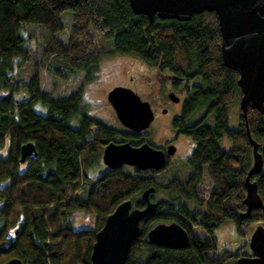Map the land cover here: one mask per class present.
I'll use <instances>...</instances> for the list:
<instances>
[{"label":"trees","instance_id":"16d2710c","mask_svg":"<svg viewBox=\"0 0 264 264\" xmlns=\"http://www.w3.org/2000/svg\"><path fill=\"white\" fill-rule=\"evenodd\" d=\"M65 12L72 20L66 43L56 36L63 32ZM25 25L46 32L40 66L60 79L78 71L92 72L103 53L134 56L189 82L190 101L173 125L192 141L185 162L190 175L166 184L155 179L156 172L128 166L89 175L88 164L105 145L121 142L119 137L132 145L149 143L150 134L118 131L83 113L80 91L58 98L45 94L40 90L38 64L32 65L29 80H15L16 72L29 62ZM94 34L112 40V50L96 49ZM237 79L235 71L222 65L213 12L194 14L185 22L157 17L150 22L133 14L128 0H0V149L8 141L6 155L0 156V264L12 258L24 264H90L95 234L105 218L126 200L143 208L140 194L149 187L168 198L155 202L150 195L156 207L139 223L125 264H236L247 256L243 245L234 252L220 249L214 235L231 220L243 240L251 223L264 222L263 210L239 218L245 211L243 181L252 153L243 120L239 117L236 129L229 127V108L241 96ZM36 103L46 107L45 114L33 110ZM200 109H204L201 119L191 121ZM75 115L78 123L73 127ZM247 124L263 163L250 180L264 202V114L248 108ZM223 137L230 144L226 149L220 146ZM28 142L36 155L21 163L20 148ZM203 176L212 187L207 201L197 196ZM179 200L203 211L189 212ZM74 211L92 216V225L72 227L69 216ZM172 222L189 234L188 247L174 250L147 240L154 225ZM190 225L201 228L204 236H195ZM211 252L220 255L212 257Z\"/></svg>","mask_w":264,"mask_h":264},{"label":"water","instance_id":"95a60500","mask_svg":"<svg viewBox=\"0 0 264 264\" xmlns=\"http://www.w3.org/2000/svg\"><path fill=\"white\" fill-rule=\"evenodd\" d=\"M133 14L143 15L151 22L158 19L188 21L192 15L213 12L220 33V59L222 65L238 74L236 81L240 90V118L244 122L246 138L251 146L252 165L247 172L243 187L245 211L241 220L248 219L252 210H263L264 202L257 194V187L250 177L262 169L259 144L251 137L247 124L248 108L264 114V0H128ZM106 100L119 123L132 133H142L153 121L150 104L143 101L131 89L113 87L107 92ZM172 154L173 149L169 148ZM36 150L28 142L20 148V162L35 156ZM101 159L111 170L128 166L139 171L155 172L165 167L162 151L150 143L132 145L129 142H110L104 146ZM152 187L140 194L143 208H134L126 200L115 207L95 234L91 247L90 264H125L128 250L138 235L139 223L155 209L150 195ZM147 240L169 249H183L189 245V234L177 223H158L146 234ZM248 248L251 256H241L236 264H264V226L257 225L252 231ZM3 264H24L12 258Z\"/></svg>","mask_w":264,"mask_h":264},{"label":"rangeland","instance_id":"374dc122","mask_svg":"<svg viewBox=\"0 0 264 264\" xmlns=\"http://www.w3.org/2000/svg\"><path fill=\"white\" fill-rule=\"evenodd\" d=\"M63 22V32L58 33L56 36L64 43H66L70 28L72 26L71 14L65 12L62 18ZM26 35L28 37L27 49L29 62L23 64V66L16 72L15 80L17 81H27L32 75V65L38 64L39 71V83L40 90L45 94L58 98L69 95L71 93L80 91L81 99L79 107L83 113L97 119L106 126L121 131L125 128L117 120L114 111L108 104L106 100V95L109 90L113 87H125L131 89L135 94H137L141 100L149 101V98L155 94V85L157 83L156 74L154 70L149 69L142 60L130 56L121 54H101L98 62L93 66L92 72L78 71L73 76L68 79H60L53 75L48 74L41 66L40 60L42 56V45L46 40V32L39 26L25 25ZM95 35L96 38V49L100 51H111L113 47V42L110 39H105L102 35ZM143 70L145 77L143 82L137 80L129 81L128 78L136 77L138 70ZM164 79V78H162ZM149 93H152L149 95ZM170 111V115L177 116L180 112L173 104L167 106ZM35 112L42 114L46 113V107L36 103L33 106ZM204 114V109L196 111L191 117V121H198ZM240 110L238 107V102L234 103L228 112L229 127L236 129L239 124ZM208 123L211 122L209 117L206 118ZM78 123V116L75 115L71 119V125L75 127ZM172 127V126H171ZM93 132L94 129L92 128ZM146 133L150 134L149 143L159 144L161 141L166 140L171 135V129L168 125V119L166 117H158L151 122L149 127L144 130ZM143 131V132H144ZM144 133V134H146ZM118 141H124V138H116ZM8 141L5 142L3 148L0 149V156H5L7 151ZM179 151L185 156L181 158H187L188 152L192 150V143L189 138L181 139L179 144ZM220 146L222 148H228L230 146L226 137L220 140ZM184 163H179L175 167L166 168L160 172L154 174L155 179L161 182V184H166V182L171 178H178L180 180L185 179L190 175L189 169L183 166ZM132 168V167H130ZM106 170V167L102 163L101 154L96 160H92L87 167V172L92 177L101 175ZM212 189L210 183L208 182L206 176H203L201 185L199 186V191L201 196L204 198L210 190ZM168 198L165 193L159 192L153 194V200L159 201ZM183 203L182 200H179ZM186 209L189 212H195L196 207L192 202H185ZM199 209V208H198ZM202 210V209H201ZM203 211V210H202ZM71 220V225L74 228L87 227L92 225L93 218L90 215L84 214L80 211H74L69 216ZM264 225V222H253L249 226V230L246 233L247 240L249 239L252 231L256 225ZM192 231L196 236H204V233L199 227H192ZM214 235L218 241V246L220 249L227 247L233 252L244 244L246 238L243 240L238 239L235 230V224L233 221L228 220L220 227L215 230ZM242 251L249 253L248 246H243ZM220 253V252H218ZM210 256H219L217 252L209 253Z\"/></svg>","mask_w":264,"mask_h":264},{"label":"flooded vegetation","instance_id":"af4514ba","mask_svg":"<svg viewBox=\"0 0 264 264\" xmlns=\"http://www.w3.org/2000/svg\"><path fill=\"white\" fill-rule=\"evenodd\" d=\"M149 69L154 70V72L156 74V79H158L157 83H154V85L156 86L155 87V94H153L151 96V98H149V101H147L150 104V107H151L153 115H154L153 121L158 117H166L168 119L169 128L171 129V135L166 140L161 141V143H159V144H151V145L153 147H155L156 149H159L160 151H162L164 156H165L166 163H165V167L162 170L169 168V167H175L179 163H181V161H182V163H184L183 166L188 168L185 162L188 159L191 151L188 152L187 158H181V157L185 156V154H183L179 151L178 144H179L181 139H185V138H189V137L181 134L180 131L174 127L173 121L176 118L180 117L181 110H182L183 106L185 105V103H189L190 98H191L190 94H189V92L191 91V87H190L191 85L189 82L184 81L182 79H175L170 73H168V71H160L157 68H153L150 66H149ZM144 77H145V75L143 73V70L141 69V70H138L136 77L133 78V77L129 76L128 80L129 81L137 80L139 82H143ZM162 78H164V79H162ZM150 94H152V93H149V95ZM170 104H173L176 108H178V110H180V112L177 116L170 115L171 113L167 109V108H169L167 106H170ZM238 107H239V105H238ZM239 117H240V115H239ZM121 131H127V129L125 128V130H121ZM191 143H192V141H191ZM169 148L173 149L172 154L168 153ZM162 170H160V171H162ZM151 171H153V170H151ZM160 171H157V172H160ZM153 172H155V171H153ZM175 179H178V178H175ZM155 193H159V191L154 190L152 195ZM200 193L201 192L199 191V188H198L197 196L199 198H201V200L207 201L209 193L204 198L201 196ZM183 203H185V202H183ZM155 207H156V203H155ZM201 209L203 210L202 207H200L199 209L196 208L195 212H202ZM262 226H264V225H262ZM192 227H194V226L190 225L191 230H192ZM244 245L248 246L247 245V238H246V241L244 242L243 246ZM247 256H251L250 251H249V253H247Z\"/></svg>","mask_w":264,"mask_h":264},{"label":"clouds","instance_id":"9594fccd","mask_svg":"<svg viewBox=\"0 0 264 264\" xmlns=\"http://www.w3.org/2000/svg\"><path fill=\"white\" fill-rule=\"evenodd\" d=\"M258 225H260V224H258Z\"/></svg>","mask_w":264,"mask_h":264}]
</instances>
